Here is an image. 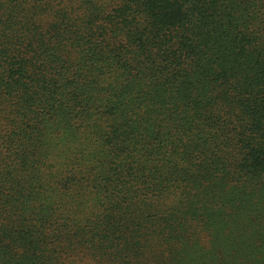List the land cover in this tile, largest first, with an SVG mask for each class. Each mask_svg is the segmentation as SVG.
Instances as JSON below:
<instances>
[{
    "label": "trees",
    "instance_id": "obj_1",
    "mask_svg": "<svg viewBox=\"0 0 264 264\" xmlns=\"http://www.w3.org/2000/svg\"><path fill=\"white\" fill-rule=\"evenodd\" d=\"M0 264H264V0H0Z\"/></svg>",
    "mask_w": 264,
    "mask_h": 264
}]
</instances>
